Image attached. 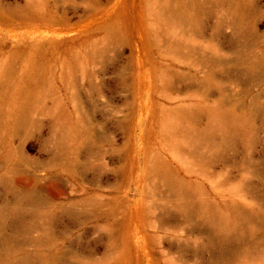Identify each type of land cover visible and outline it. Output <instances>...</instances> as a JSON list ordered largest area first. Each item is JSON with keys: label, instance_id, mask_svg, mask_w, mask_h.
<instances>
[{"label": "rangeland", "instance_id": "rangeland-1", "mask_svg": "<svg viewBox=\"0 0 264 264\" xmlns=\"http://www.w3.org/2000/svg\"><path fill=\"white\" fill-rule=\"evenodd\" d=\"M0 264H264V0H0Z\"/></svg>", "mask_w": 264, "mask_h": 264}]
</instances>
